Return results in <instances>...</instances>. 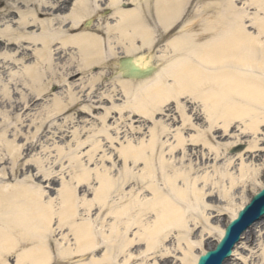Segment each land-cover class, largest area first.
Returning <instances> with one entry per match:
<instances>
[{"label":"bare ground","instance_id":"bare-ground-1","mask_svg":"<svg viewBox=\"0 0 264 264\" xmlns=\"http://www.w3.org/2000/svg\"><path fill=\"white\" fill-rule=\"evenodd\" d=\"M195 1L18 0L9 4L0 23V46L12 51L0 54V94L5 99L0 105H7L0 110V148L7 152L0 151V167L10 165L9 170H0V264H12L13 257L15 264H177L178 260L197 264L208 249L194 254L195 229L201 226L206 232L197 238L217 231L220 240L224 228L216 227L218 217L229 214L233 220L247 205L237 211L238 197L258 182L263 169L245 159L247 154L257 158L259 141L255 138L221 165L223 145L216 135L221 129L225 136L237 121L243 123L244 133L253 136L264 128V0H210L209 4L201 0L189 15ZM211 5L216 10L209 15L206 9ZM101 11L109 15L95 24L91 18ZM16 16L19 19L13 22ZM88 21V29L74 33ZM174 31L156 62L149 54L134 56L151 50L162 34ZM122 55L132 56L142 69L155 66V74L141 81L116 80L122 104L115 99V82L112 90L101 95V100L112 104L100 118L102 127L92 131L80 127L79 116L93 112L97 102L93 93L103 75L76 83L75 74L95 65L107 66ZM116 73L121 75L118 68ZM53 85L64 91L51 94L38 107ZM82 91L88 94L82 96ZM186 99L189 106L182 102ZM175 103L181 127L173 130L163 120L156 122L155 116ZM111 110L122 120L135 114L154 122L149 136L123 143L121 131L115 137L109 124ZM199 120L208 125H198ZM32 128V136H26ZM132 129L134 134L143 132L133 125ZM68 133L72 139L62 144ZM48 135L54 140V161L50 156L27 160ZM115 141L121 142L118 148ZM234 143L230 148L236 147ZM110 147L118 150L122 168H117ZM192 148L213 159V171L195 172L193 163L184 161ZM97 157L111 166H105L103 173L95 168L94 198L81 200L77 192L86 188L82 185L91 179V164ZM65 159L74 170L72 179L62 185L56 199L49 196L45 202L46 192L35 181L54 182L57 176L44 170L59 163L64 169ZM140 163L143 167L137 168ZM22 175H26L22 183L5 184ZM81 206L88 219L78 220ZM22 235L36 242L22 246Z\"/></svg>","mask_w":264,"mask_h":264},{"label":"rangeland","instance_id":"rangeland-1","mask_svg":"<svg viewBox=\"0 0 264 264\" xmlns=\"http://www.w3.org/2000/svg\"><path fill=\"white\" fill-rule=\"evenodd\" d=\"M18 0H0V23L2 21H4L6 12L5 10H8L9 4H13V3H17ZM59 1H63V0H59ZM201 0H196L193 4L191 9H189V15L193 14L194 10H196L199 5L202 2H200ZM70 2V1H69ZM71 3V2H70ZM212 3L210 0L208 1V4ZM69 5V3L67 4ZM130 8H132V6H128ZM106 8V7H104ZM112 10H114V7H110ZM216 10V6L215 5H211L210 7H208L206 9V12H209V15H212V13H214ZM106 11V10H105ZM105 11H101L99 16L96 17H92L91 19L94 21L95 24L103 23V20L101 17L107 18V15H109V12H105ZM205 13V12H202ZM103 15V16H101ZM197 15V14H195ZM19 18L13 17L11 18V20L13 22H16ZM196 28L202 30L200 23H195ZM86 29H88V27H82L81 29L76 30L74 33H80L85 31ZM99 33H101L100 31H98ZM97 33V32H96ZM175 33H177L176 31L171 32L170 34H162L161 37L159 38L158 43L155 44V46L151 49V50H141L139 51V53L134 54V56L137 57H142L144 55H150L151 59L154 60V62H156L157 57L159 56V54H161V52L168 46V42L169 40L174 37ZM101 35V34H100ZM10 50H7L4 46H0V54H4L7 53ZM120 58V56H115L109 63V65L107 66H102V65H95L94 67H92V69H88L85 71H79L75 74V82L78 83L79 81H86L88 78H90L92 75H97V74H102L103 75V80L100 81L98 83V86L96 87V90L93 93V101H97L95 103V107L93 109L92 113H87L85 111L79 110L80 112H85L86 114H82L79 116V121L82 122V124H80L79 126H85L86 128H88L89 130H97L98 128L102 127L100 118L103 117L105 115V108L109 109L112 107L111 103H108V101L105 100H101V95L105 92H108L109 90H112V85H114V83L116 82V80L121 81V78L119 77V75H117L116 73V64L118 59ZM109 62V61H108ZM0 71H2L0 69ZM83 79V80H82ZM74 80V79H73ZM172 83V82H171ZM117 84V89L114 88V94L115 99L119 100L116 101L117 104H122L123 100H121V87L119 86V83L116 82ZM64 90H60V88L58 86H52L49 91L48 94L45 96L44 99H42V101H39L37 104H39L38 107H41L44 103H47L51 98L50 95L54 94L55 92H62ZM1 92V91H0ZM88 92H84L82 91L81 95H87ZM0 100H3V96L2 94H0ZM104 99V98H102ZM14 102L18 103V95H14ZM183 104L185 106H189L187 99L186 100H182ZM88 103H86L87 105ZM10 106V105H9ZM8 106V111L7 112H11L12 110L10 109V107ZM7 105H0V110L4 109L6 110ZM99 108V109H97ZM97 109V110H95ZM198 109L200 110V108L198 107ZM189 110V109H188ZM112 114L110 115V126L112 128L113 134L116 137L117 136V130L121 131L120 139L123 143H125L127 140H135L137 137H144V136H149V130L154 126V122L149 121V120H145L144 118H140V116H135L131 115L129 117V115H125L124 116V120H122L118 114L117 111L115 110H111ZM36 113V112H33ZM202 113V112H201ZM70 114V112H69ZM69 114H66L64 117H67ZM180 113H179V108L178 105L175 104H171L168 107H166L165 109H163V112L161 114H158L155 116V121H160L163 120L165 122H167V124L171 125L173 130H176L177 128L181 127V124L179 123V121L181 120L180 118ZM132 125L135 128H142L143 132L142 134L138 135V134H134L133 129H132ZM198 125H203L204 127L207 124V122L205 120H199ZM92 128V129H91ZM243 128L244 125L243 123H241L240 121H237L233 128L230 129V131L224 136L223 133H221V129H219V132L216 137H217V141L219 140V142L223 145V149H222V153L224 154V156H221V165L224 164L226 158L232 156L233 154H230V150L232 148V144L234 142V144H236V146L242 145L244 147H248L249 144H251L252 142H254V139H258V145H259V153H257L256 157L253 155L250 158V154L246 155L245 159H248V162H255L256 165H263V169L262 172L260 173L259 177H258V182L255 183L253 186L250 185V187L246 188V191H244V193L242 195H238V201L236 202V207H237V211L244 205V203H248L250 201V199L261 189V187L264 185V128L261 129V131L258 133L257 136H253L250 133H244L243 132ZM69 132L72 131L71 128L68 129ZM34 132V129L32 128V130L30 131H26V136H32ZM72 133H68V138L66 141L62 142V144H66V142H68L69 140H71L72 138L69 137L71 136ZM222 137V138H221ZM25 142H19L20 145H22ZM119 141H115V144L117 146V148L120 146ZM89 147V146H88ZM225 147L228 150H225ZM234 148V147H233ZM90 147L87 149L89 150ZM109 154L113 156V159L115 160V162L117 163V168H122L123 167V163L121 162V160L118 157V150L114 147H110L109 148ZM86 150V151H87ZM225 150V151H224ZM0 151L7 153L6 149L4 148H0ZM50 151L52 152V154H50ZM50 156V158L54 161V157L57 156L56 153V149L54 147V140L50 138V136H45L44 139L41 140V143L38 144V148L33 151L32 153H30V155L27 157V160H37L39 158H46ZM86 156V155H85ZM177 158H181V156H177ZM214 158V157H213ZM67 159H65L66 161ZM87 160V159H84ZM97 162L92 163L91 165V169H94L91 172V179L88 180L87 182L84 183V187H86L85 189L82 188L81 191L77 192V196L79 199L83 200V199H87V200H93L94 198V193L95 190L98 186V181L95 178L96 175V170H98L99 172L103 173L104 172V167L111 166L110 161H107L106 163L97 157L96 158ZM213 159L211 157H203L202 154V150L197 148V149H190V153H189V157L187 160H184L186 163H193V165L195 166L196 171L195 172H199L201 173L202 171H204L205 169H208L210 171H213L212 166L214 165V161H212ZM142 163V162H141ZM139 164L137 168H142L143 165ZM238 164V161L235 162V168L238 169V167L236 166ZM131 165H133L131 163ZM65 168L61 169L60 163L56 164L53 168H49L46 167L44 172L45 173H54L55 176H57L54 180V182L51 183H43L44 181H46L44 178H41L40 180H36L35 181V185L40 189H42L43 191L46 192L45 197H44V201H48V197H52L53 199H56L58 196V192L61 189L62 185L66 182H70V180L72 179V175L74 174V170L72 168V165L69 164L67 161L64 164ZM218 166V165H217ZM3 167L7 170H9L10 165H6V166H2L0 167V170L3 169ZM75 167H77V165H75ZM98 167L96 170L95 168ZM116 172L114 174L118 173V170H115ZM27 175H31L27 174ZM33 175H37V171L33 173ZM26 177V175H22L20 178H18L17 180H14V182H7L5 184H10L13 185L15 183H22L24 180V178ZM75 182V181H74ZM86 183H90V186H86ZM217 205V204H216ZM85 207L81 206L80 207V211L79 214L80 216L78 217V220H83V219H88L89 216L86 215V213H84ZM97 213L94 212V216L93 218L97 217ZM231 221V215L229 214H225V215H221L220 217H218L217 221H216V227H218V229H222L225 228L227 226V224ZM66 231L65 234H69L70 238H72V234L69 232V228L65 227ZM21 230L20 229H15V233H19ZM196 232V233H195ZM201 233H206L205 231H203V229L201 228V226H198L195 231H194V241L197 244L194 247V254L198 255L202 252V250H207L210 249L212 247H214L216 245V242L218 240V232L216 231L215 233H212V235L210 234H204V239H200L197 238V236L199 237V235ZM252 235V238L255 237V239H250L251 237H249V235ZM250 235V236H251ZM20 241H21V245L22 246H27L30 245L31 243L36 242L34 239L32 238H25L22 236L19 237ZM253 241V242H252ZM52 251L56 252V247L52 246ZM263 254H264V221L261 222L260 224H258L257 226H255L252 229V232H247L243 237L242 240L238 246V250L236 249V254L235 256L227 263V264H264L263 259ZM120 259H122V257H120ZM86 260L89 262L91 260V256L89 255L88 257H86ZM11 262L12 264H15V258H11ZM177 264H181V261L178 260Z\"/></svg>","mask_w":264,"mask_h":264},{"label":"water","instance_id":"water-1","mask_svg":"<svg viewBox=\"0 0 264 264\" xmlns=\"http://www.w3.org/2000/svg\"><path fill=\"white\" fill-rule=\"evenodd\" d=\"M126 63L131 71L125 70ZM120 64L127 78L143 79L154 71L153 67L142 70L134 66L131 58L122 59ZM262 216H264V189L253 198L244 211L240 212L238 219L228 225L225 236L216 249L201 256L198 264H223L230 257L231 250L239 241L240 235Z\"/></svg>","mask_w":264,"mask_h":264}]
</instances>
